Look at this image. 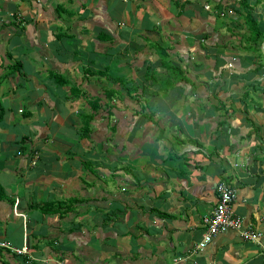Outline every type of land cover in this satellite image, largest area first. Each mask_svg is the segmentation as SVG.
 <instances>
[{
	"label": "crops",
	"instance_id": "crops-1",
	"mask_svg": "<svg viewBox=\"0 0 264 264\" xmlns=\"http://www.w3.org/2000/svg\"><path fill=\"white\" fill-rule=\"evenodd\" d=\"M245 34L236 0H0V264H264ZM222 179L262 236L192 253Z\"/></svg>",
	"mask_w": 264,
	"mask_h": 264
},
{
	"label": "built area",
	"instance_id": "built-area-1",
	"mask_svg": "<svg viewBox=\"0 0 264 264\" xmlns=\"http://www.w3.org/2000/svg\"><path fill=\"white\" fill-rule=\"evenodd\" d=\"M204 7L207 8L208 6L204 5ZM227 65L230 67V63ZM34 157L31 158L30 164H34ZM215 193L216 203L210 214L202 217L203 230L191 252L198 253L206 247L217 233L227 229L235 230L242 238L258 243L262 236L261 232H257L250 227H244L242 219L232 212V202L236 193L235 187L228 180L222 179L215 184ZM180 259L176 258L175 260Z\"/></svg>",
	"mask_w": 264,
	"mask_h": 264
},
{
	"label": "trees",
	"instance_id": "trees-1",
	"mask_svg": "<svg viewBox=\"0 0 264 264\" xmlns=\"http://www.w3.org/2000/svg\"><path fill=\"white\" fill-rule=\"evenodd\" d=\"M236 4L240 7V13L242 12V19L243 23L245 24L246 32L243 37L245 45H240V47L245 50L257 51L261 57L258 45L260 44L259 42L261 41L262 37L258 22L254 18L252 7L249 5L248 0H236ZM258 65L260 67H264L263 63L261 62Z\"/></svg>",
	"mask_w": 264,
	"mask_h": 264
},
{
	"label": "rangeland",
	"instance_id": "rangeland-1",
	"mask_svg": "<svg viewBox=\"0 0 264 264\" xmlns=\"http://www.w3.org/2000/svg\"><path fill=\"white\" fill-rule=\"evenodd\" d=\"M249 1H251V0H249ZM262 1H264V0H262ZM255 3H257L256 4V6L258 5V3L259 2H255ZM256 9L258 10V8L256 7ZM257 10H256V12H257ZM259 11V10H258ZM261 14L263 15L264 14V7H262V10H261ZM254 15V14H253ZM255 18V17H254ZM256 20H257V17L255 18ZM261 23H262V21H261ZM260 23V24H261ZM260 33H261V37H262V39H261V41L259 42L260 44L258 45V48H259V52H260V54H261V57H260V55H259V53L257 52V51H255L258 55H259V57H260V60H261V63H263V65H264V58H263V55H262V52L260 51V45H261V43L263 42V40H264V27L261 29L260 28ZM260 37V38H261Z\"/></svg>",
	"mask_w": 264,
	"mask_h": 264
},
{
	"label": "water",
	"instance_id": "water-1",
	"mask_svg": "<svg viewBox=\"0 0 264 264\" xmlns=\"http://www.w3.org/2000/svg\"><path fill=\"white\" fill-rule=\"evenodd\" d=\"M260 51L262 52L263 58H264V40L260 45Z\"/></svg>",
	"mask_w": 264,
	"mask_h": 264
}]
</instances>
